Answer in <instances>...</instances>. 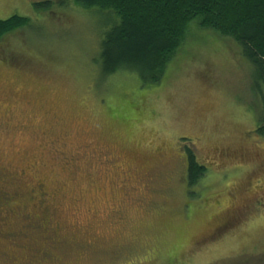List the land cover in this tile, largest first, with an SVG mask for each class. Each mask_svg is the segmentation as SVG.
Segmentation results:
<instances>
[{"label": "rangeland", "instance_id": "rangeland-1", "mask_svg": "<svg viewBox=\"0 0 264 264\" xmlns=\"http://www.w3.org/2000/svg\"><path fill=\"white\" fill-rule=\"evenodd\" d=\"M13 15L30 23L0 41V264H264L263 85L235 41L194 20L143 88L101 73L113 12L0 0Z\"/></svg>", "mask_w": 264, "mask_h": 264}, {"label": "trees", "instance_id": "trees-1", "mask_svg": "<svg viewBox=\"0 0 264 264\" xmlns=\"http://www.w3.org/2000/svg\"><path fill=\"white\" fill-rule=\"evenodd\" d=\"M85 10L111 11L117 23L104 36L100 67L104 78L135 73L143 88L161 84L169 63L183 45L188 26L235 41L263 85L258 130L264 136V0H77ZM30 19L13 15L0 20V41L26 27ZM188 185H197L205 171L188 151Z\"/></svg>", "mask_w": 264, "mask_h": 264}]
</instances>
